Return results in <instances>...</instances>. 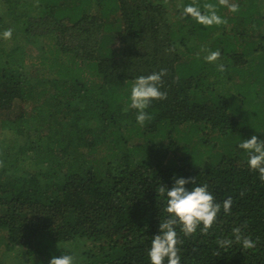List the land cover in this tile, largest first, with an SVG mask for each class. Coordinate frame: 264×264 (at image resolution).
I'll return each mask as SVG.
<instances>
[{
    "label": "trees",
    "instance_id": "obj_1",
    "mask_svg": "<svg viewBox=\"0 0 264 264\" xmlns=\"http://www.w3.org/2000/svg\"><path fill=\"white\" fill-rule=\"evenodd\" d=\"M185 2L0 0V33L24 39L0 38V132L14 133L0 142V264H149L164 215L156 188L174 174L233 200L207 234L180 233L182 264H264V181L237 147L264 138V92L251 95L252 119L230 97L239 89L243 104L247 77L264 79L249 56L264 46V0L218 7L225 22L210 27L181 16ZM217 49L224 72L203 59ZM161 68L167 96L140 125L131 83ZM235 226L255 249L217 243Z\"/></svg>",
    "mask_w": 264,
    "mask_h": 264
},
{
    "label": "clouds",
    "instance_id": "obj_2",
    "mask_svg": "<svg viewBox=\"0 0 264 264\" xmlns=\"http://www.w3.org/2000/svg\"><path fill=\"white\" fill-rule=\"evenodd\" d=\"M222 6L233 13L239 11V3L236 0H219L218 3L208 2L202 5L198 0H192L178 4L177 8H182L181 16L210 27L225 22L224 17L217 11V8ZM12 34L13 30L8 28L0 33V38L10 39ZM220 57L219 49L207 50L203 59L214 63L219 72H224V63L218 62ZM166 74L167 70L161 68L159 71L136 76L131 83L130 107L136 110L138 124L143 125L150 119L148 109L154 100L166 98L167 93L162 90ZM237 147L245 153L248 169L258 173L260 180L264 181V138L253 134L250 138H242ZM196 179L174 174L171 187L159 185L156 188L158 197L164 200V215L160 218L158 232L152 236L147 250L149 264H182L180 233L185 237L192 236L197 230L207 234L217 223L221 208L225 214H231L232 198L228 197L222 204L217 202L209 185L206 182L197 183ZM189 182L191 187L187 186ZM217 243L222 247L238 243L242 250H253L256 248L257 239L245 235L239 226H235L228 238ZM48 264H75V257L72 254L52 256Z\"/></svg>",
    "mask_w": 264,
    "mask_h": 264
},
{
    "label": "rangeland",
    "instance_id": "obj_3",
    "mask_svg": "<svg viewBox=\"0 0 264 264\" xmlns=\"http://www.w3.org/2000/svg\"><path fill=\"white\" fill-rule=\"evenodd\" d=\"M20 35L15 34L14 36L12 35L11 39L9 41H19L22 45H24L23 38H19ZM71 41V40H70ZM109 45L111 46H116V50H120L119 46L117 44H115L114 42H111ZM1 46H4L5 48H7V46L9 47L10 45H7L5 42H3L1 44ZM252 52V54H250ZM249 56L253 57L254 59H252V64L254 65V70L256 69L257 66L260 65V63H264V46L262 48H254L252 47L251 49H249ZM259 64V65H258ZM244 83L247 85V88L245 89L246 92H249L245 95L242 96V98H244L246 101L241 104L239 96H241V92L239 89L233 87V91H232V95L230 97H233L235 99V103L234 105L236 106V111H237V117H239L240 119L243 118H253L252 115V110L254 109L255 106L259 105L260 99L258 100L257 97H253L251 96L252 94L257 95L258 93H262L264 92V79H260V81H258L256 84H253L250 82L249 77H247V79L244 81ZM251 93V94H250ZM14 138V133L8 131H4V132H0V142L1 139H6L5 141L9 144V139H13ZM4 141V140H3ZM229 143V142H228ZM221 146V145H220ZM220 150L223 152V149L220 148ZM22 168H28L31 166V161L29 159H27L24 163H21ZM8 174H10V171L8 172Z\"/></svg>",
    "mask_w": 264,
    "mask_h": 264
}]
</instances>
